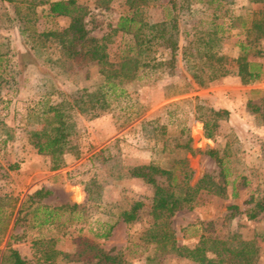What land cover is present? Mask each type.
I'll return each mask as SVG.
<instances>
[{
  "label": "trees",
  "instance_id": "1",
  "mask_svg": "<svg viewBox=\"0 0 264 264\" xmlns=\"http://www.w3.org/2000/svg\"><path fill=\"white\" fill-rule=\"evenodd\" d=\"M25 1V6H15L13 19L18 24L20 34L26 35L29 48L24 52L12 53L8 42L0 41V104L3 103V87L14 82L16 73L30 65H36L40 72L47 75L51 71L48 69H54L56 75L64 77L77 75L86 66H94L99 77L89 86L75 87L54 103L48 102V97L59 89L56 84H52L50 89L46 88L42 92L39 108L27 115L28 122L33 121L41 126L29 131L30 143L38 154L49 156L51 170L64 166L63 157L66 153L77 151L71 139L77 115L109 109L118 111L114 115L116 123L131 121L144 110L140 101L131 96V88L160 72L178 69L180 63L182 70L179 72L191 89L192 85L205 88L231 72L227 65L228 56L223 52V43L230 28L235 27V21L242 15H230L227 23L213 20L208 27L193 24L186 28L193 12L194 0H168L166 13L160 19L148 16L150 0H126L128 11L117 18L110 32L97 38L90 34L86 26V5L78 0ZM100 1L106 6L110 0ZM211 1L214 0H208ZM253 2L264 4V0ZM45 4L48 6L46 14L66 19L65 26L41 32L34 28L32 19L35 8ZM258 12L263 13L261 10ZM246 25L254 29L253 38L248 42H238L239 54L233 61L241 83L249 85L264 79V64L248 58L252 44L258 45L257 53L264 57V16L243 21L242 26L245 28ZM115 35L119 36V40L114 39ZM115 43V48H111ZM53 50L55 56L51 54ZM164 52L165 56L162 55ZM36 57H43L47 70L38 66ZM248 106L264 125V100L261 104L249 102ZM228 114L226 108L215 109L199 104L195 107V118L201 122L206 138L214 137L219 121L226 119ZM186 129L180 128L183 138L170 150L179 153L170 157L167 164L150 161L130 166L115 164L111 167L114 170L110 171V177L139 179L151 187V194L149 203L141 196L133 199L122 197L111 205V211L115 210L110 214L116 217V221L122 220L131 226L140 220L144 207H149L151 222L139 237L151 250L145 257L146 264H162L171 255L188 259L194 264H256L259 251L256 241L242 238L237 233L223 237L201 234L192 247L182 248L178 245L175 229L171 225V217L177 211L193 209L202 193L227 197L230 186L231 197L236 198L239 194L236 180L228 178L225 148H206L204 151L193 149ZM12 131L0 114L1 144L14 139ZM159 138L162 139V150H165L169 145L165 134ZM186 153H204L212 158L219 169L217 175L204 173L191 184L193 170ZM17 169L16 163L5 167L0 162V180L8 177V171ZM101 188L102 185L94 181V188L90 192L98 195V199ZM48 194L49 190L37 188L17 206L16 197L0 193V264H33L11 243L23 239L24 231L21 234L10 233L5 241L10 228L21 224L25 229H41L60 222L64 214H71L80 206L77 203L46 205L41 200ZM87 199L94 198L88 196ZM243 204V208L238 204H229L228 216L243 215L248 220L257 218L264 211V194L249 195ZM114 225L115 221L102 222L100 229L93 232V237L79 233L73 238L70 251L59 249L54 236H38L31 241L35 261L38 264H124L125 259L120 251L112 253V249L105 250L96 241L109 237ZM3 243L4 247L1 248Z\"/></svg>",
  "mask_w": 264,
  "mask_h": 264
},
{
  "label": "rangeland",
  "instance_id": "2",
  "mask_svg": "<svg viewBox=\"0 0 264 264\" xmlns=\"http://www.w3.org/2000/svg\"><path fill=\"white\" fill-rule=\"evenodd\" d=\"M25 2L0 0V41L8 42L12 53L24 52L29 48L26 35L20 34L18 24L13 19L15 6H25ZM78 2L86 5V26L90 34L97 38L110 32L117 18L128 11L126 0H110L106 6L100 0ZM167 2L150 0L148 16L152 19L162 18L166 13ZM47 8V4L35 8L32 24L37 31L66 25V19L48 16ZM192 10L186 28L193 24L208 27L213 20L227 23L230 15H242L235 21V27L230 28L223 43V52L228 56L227 65L231 72L205 88L192 85L191 89L179 72L182 70L180 63L178 69L160 72L154 75L157 76L155 79L147 78L131 88V96L144 107L143 112L131 121L116 123L114 115L118 111L109 109L77 115L76 128L71 136L77 151L66 153L63 157L64 166L57 170H51L49 156L38 154L30 143L29 131L41 126L33 121L28 122L27 115L39 108L44 89L56 84L59 91L50 95L48 102H57L75 87L89 86L98 81L96 68L86 66L77 75L64 77L56 75L54 69H48L51 71L47 75L40 72L36 65H30L16 73L14 82L3 87L0 114L13 129L14 139L5 144L0 143V162L5 167L16 163L18 169L8 171V177L0 180V193L16 197L19 206L29 193L42 187L49 190V194L41 200L46 205L80 204L71 214H64L60 222L53 225L25 229L23 225L17 224L13 229L10 228L5 241L10 233L21 234L24 231L23 239L11 243L33 264H38L31 247L34 238L54 236L59 249L70 251L76 235L80 233L93 237V232L99 230L104 221H115V225L109 237L96 239L98 244L105 250L112 249V253L120 251L125 259L124 264H146L145 257L151 250L139 237L151 222L149 207H144L140 220L131 226L122 220L116 221V217L110 213L115 210L111 211V205L122 197L133 199L141 196L149 203L151 187L136 178L114 179L109 173L113 172L111 167L115 164L130 166L150 161L167 164L170 157L179 153L170 150L183 138L180 135V128L183 127L187 128L193 149L204 151L206 148H225L228 178L236 180L239 194L236 198L231 197L230 186L227 197L202 193L193 209L177 211L171 217V225L175 229L178 245L182 248L192 247L201 234L223 237L237 233L242 238L256 241L259 247L256 264H264V211L257 218L248 220L243 215L229 217L230 211L227 209L233 203L243 208V200L249 195L264 194V125L248 106L249 102L261 104L264 100V79L249 85L242 84L233 61L239 54L238 42H248L253 38L254 29L249 25L244 28L243 21L264 16V4L253 0H194ZM259 10L263 13L259 14ZM255 11L258 12L256 15L253 14ZM114 39L119 40V36L115 35ZM116 45L113 44L111 48L114 49ZM257 50L258 45L252 44L248 58L264 64V57L259 56ZM51 54L55 56V51ZM36 60L38 66L47 70L43 57H36ZM196 104L229 111L228 117L219 121L213 138L204 137L202 124L195 118ZM161 134H165L169 143L165 150H162ZM186 157L193 170L191 184L204 173L217 175L219 169L214 160L204 153H186ZM94 181L102 185L98 199V195L90 192L94 188ZM88 196L94 199H87ZM3 247L4 243L1 245ZM162 264L194 263L171 255Z\"/></svg>",
  "mask_w": 264,
  "mask_h": 264
}]
</instances>
